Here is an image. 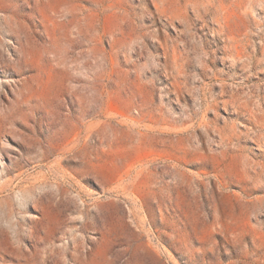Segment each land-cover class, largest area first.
I'll return each instance as SVG.
<instances>
[{
    "label": "rangeland",
    "instance_id": "rangeland-1",
    "mask_svg": "<svg viewBox=\"0 0 264 264\" xmlns=\"http://www.w3.org/2000/svg\"><path fill=\"white\" fill-rule=\"evenodd\" d=\"M0 264H264V0H0Z\"/></svg>",
    "mask_w": 264,
    "mask_h": 264
}]
</instances>
